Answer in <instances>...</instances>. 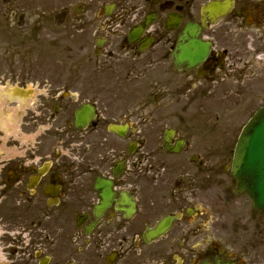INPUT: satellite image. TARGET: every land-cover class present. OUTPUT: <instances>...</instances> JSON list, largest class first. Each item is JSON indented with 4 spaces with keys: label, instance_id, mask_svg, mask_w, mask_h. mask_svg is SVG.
I'll use <instances>...</instances> for the list:
<instances>
[{
    "label": "flooded vegetation",
    "instance_id": "obj_1",
    "mask_svg": "<svg viewBox=\"0 0 264 264\" xmlns=\"http://www.w3.org/2000/svg\"><path fill=\"white\" fill-rule=\"evenodd\" d=\"M96 1L53 11L63 40L80 34L76 51L25 81L23 131L0 128V264H263L217 245L208 189L222 173L235 189L238 133L251 104L264 103V0H226L204 18L210 0ZM146 15L147 30L130 39ZM193 28L204 55L175 62ZM96 186L110 192L105 206Z\"/></svg>",
    "mask_w": 264,
    "mask_h": 264
},
{
    "label": "rangeland",
    "instance_id": "obj_2",
    "mask_svg": "<svg viewBox=\"0 0 264 264\" xmlns=\"http://www.w3.org/2000/svg\"><path fill=\"white\" fill-rule=\"evenodd\" d=\"M68 1L71 0H0V111L4 112L10 122L18 120L19 127L9 126L13 131L18 129L22 132L24 129L21 125L22 117L17 116L23 105L12 99L14 87L24 85L26 80L29 83L39 78L40 64L51 66L54 62L65 61L70 55L67 54V48L76 51L75 37L80 34L75 33L72 38L63 40L52 20V12ZM11 10H24L35 17L26 27L17 28L8 23ZM56 39L59 40L58 44L55 43ZM50 66L43 68L49 69ZM20 77L26 78L21 84L16 80ZM27 88L31 90L32 86L27 84ZM260 104H251V109ZM0 123H4L2 116ZM206 175L204 174V178ZM202 190L204 198L205 192ZM225 190L231 192V197H226ZM208 191H213L218 196V201L214 198V202L218 204H213L216 208L213 215L218 233L217 245L233 246L242 255L255 256L264 264V215L252 208L246 194L235 191L228 174H220L219 184ZM208 203L212 205L204 200L202 207H206ZM210 213L213 212L210 210Z\"/></svg>",
    "mask_w": 264,
    "mask_h": 264
},
{
    "label": "water",
    "instance_id": "obj_3",
    "mask_svg": "<svg viewBox=\"0 0 264 264\" xmlns=\"http://www.w3.org/2000/svg\"><path fill=\"white\" fill-rule=\"evenodd\" d=\"M220 6L221 3L212 2L203 10L204 12H216L217 14L221 10ZM141 30V26L134 27L131 34L139 33ZM177 49L179 50L177 57L181 61L184 59L187 62H192L201 56V53L194 52L193 49L184 44H178ZM84 118L85 112L77 111V122L84 120ZM231 172L236 178L237 189L246 191L252 199L253 206L264 212V105L252 115L239 135L233 153ZM106 195V192L101 193L104 199H106ZM104 204L102 203V205ZM169 220L164 219L161 223H158L154 229V234L155 232H161L168 225Z\"/></svg>",
    "mask_w": 264,
    "mask_h": 264
}]
</instances>
